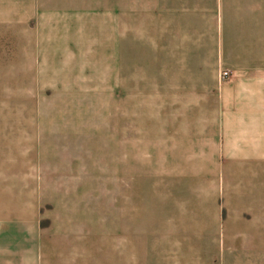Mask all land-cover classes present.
<instances>
[{"label":"rangeland","instance_id":"1","mask_svg":"<svg viewBox=\"0 0 264 264\" xmlns=\"http://www.w3.org/2000/svg\"><path fill=\"white\" fill-rule=\"evenodd\" d=\"M35 1L0 0V182H13L16 188L24 182L45 183L52 189L48 192L57 194L54 202L45 201L46 215L66 203L60 193L70 192L72 223L95 233V264H119L102 260L108 251L117 255L112 246L119 240H126L127 264H222V249L232 244L220 232L264 230V225L238 221L242 215L237 210L254 198L249 175L238 174L233 192L222 186L220 175L199 172L197 158L180 157L171 172L149 161L152 142L186 128L168 121L196 116L183 93L197 84L186 76L197 68L188 45L194 26L179 16L171 53L166 15L94 14L80 22L83 31L77 37L71 15L59 19L53 0H46L41 12L44 3L39 11ZM219 2L207 0L204 29L201 25L207 74L222 70L214 67ZM152 17L163 20L151 24ZM167 97H175L174 103ZM65 135L85 139L60 141ZM135 144L141 167L131 173L129 167L124 171L121 159L126 156L129 163ZM125 147L126 153L121 151ZM119 188L123 195L127 191L129 210L122 223L119 208L125 205L119 202ZM224 202L230 204L226 210L234 209L230 214ZM123 228L139 236L119 238ZM163 229L175 237L156 236ZM134 256L139 260H130Z\"/></svg>","mask_w":264,"mask_h":264},{"label":"crops","instance_id":"2","mask_svg":"<svg viewBox=\"0 0 264 264\" xmlns=\"http://www.w3.org/2000/svg\"><path fill=\"white\" fill-rule=\"evenodd\" d=\"M42 2L44 9L41 11ZM52 3L54 12L61 15L59 19L64 14L71 15V19L75 20L77 37L79 31H83L80 22L83 23V20L94 14L166 15V45L167 51L171 53L174 48L175 22L179 16L184 23L194 26V34L188 45L191 49L189 55H193L190 60L197 64V68L189 70L186 76L197 79V84L184 87L183 93L190 109L197 110L196 116L168 121L171 126L182 125L186 128L172 129V135L167 136L166 140L152 142L149 161L153 164L157 161L167 172H171L180 157L197 158L199 172L220 175L222 186L233 192L238 189V174L249 175L254 198L247 202V208L237 210L242 215L238 221L245 225L263 226L264 0H220V37L216 43L219 64L216 62L214 67L219 66L231 73L230 78L222 82L218 80L220 71L217 68L209 74L202 68L205 39L204 33L201 37V25L204 29L207 0H53ZM33 4H38L36 8L41 12L46 8V0H38ZM38 10H31V13ZM162 18L152 17L151 24L154 19L161 23ZM166 93L173 94L174 89L173 92L167 89ZM166 100L174 103L175 97H167ZM71 136L74 138L66 139ZM82 136L65 135L59 140L80 142ZM123 150L126 153L127 147ZM130 153L129 163L126 156L120 157L124 171L129 167L131 173H137L141 165L137 162L136 144L131 145ZM60 184L62 189H70L67 183ZM16 189L27 192L16 193ZM119 189V202L125 205L124 210L122 206L119 208V220L122 223V217L127 219L129 210L126 207L127 191L123 195L122 188ZM48 190L52 189L46 187L45 183L24 182L22 187L16 188L13 182H0V264L96 263L94 231L80 229L72 223L75 213L72 205L70 207L68 204L72 194L60 193L58 197L66 200V203L54 206L53 213L46 215L42 209L45 201L54 202L57 198L56 192ZM169 190L165 193L167 196ZM229 205L225 202L222 204L223 207ZM233 210L229 208L226 211L230 214ZM46 219H49V224L43 225ZM226 219L234 221L229 217ZM130 234L139 236L135 231L128 234L124 228L118 231L119 238L125 239ZM220 235L222 239H230L232 244L227 250L222 249V264H264V230L232 228L220 232ZM156 236L175 237V234L163 229ZM122 242L126 240L113 243L112 251L114 255L117 252V255L111 257L108 251L102 260L127 264ZM137 258L134 256L130 260ZM168 264L181 263L172 260Z\"/></svg>","mask_w":264,"mask_h":264},{"label":"built area","instance_id":"3","mask_svg":"<svg viewBox=\"0 0 264 264\" xmlns=\"http://www.w3.org/2000/svg\"><path fill=\"white\" fill-rule=\"evenodd\" d=\"M230 76H231L230 71H228V70H221L219 72V75H218V80L220 82H222V81H225V80L229 79Z\"/></svg>","mask_w":264,"mask_h":264}]
</instances>
